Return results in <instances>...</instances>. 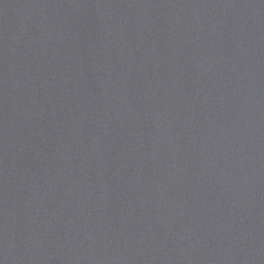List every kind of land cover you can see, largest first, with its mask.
Returning <instances> with one entry per match:
<instances>
[{
    "label": "water",
    "instance_id": "water-1",
    "mask_svg": "<svg viewBox=\"0 0 264 264\" xmlns=\"http://www.w3.org/2000/svg\"><path fill=\"white\" fill-rule=\"evenodd\" d=\"M0 264H264V0L0 58Z\"/></svg>",
    "mask_w": 264,
    "mask_h": 264
}]
</instances>
